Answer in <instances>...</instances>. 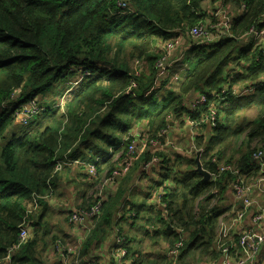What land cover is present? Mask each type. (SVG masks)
<instances>
[{
	"label": "trees",
	"instance_id": "1",
	"mask_svg": "<svg viewBox=\"0 0 264 264\" xmlns=\"http://www.w3.org/2000/svg\"><path fill=\"white\" fill-rule=\"evenodd\" d=\"M204 1L0 0V264H5L9 253V264H47L42 259L46 243L39 234L46 225L41 223L45 215L34 212L38 205H46V197L73 171L67 168L89 171L92 165L96 174L89 175L96 184L110 180L121 167L115 168L118 161L112 163L110 158L96 164L102 148H123L124 161L129 146L142 139L164 145L170 124L181 123L190 114L185 99L192 92L200 89L210 97V92L222 87L264 81V45L254 47L246 40L251 27H264V0H224L232 18L228 36L191 44L187 51L200 50L175 90L170 81H176L180 61L172 66V59L168 60L171 66L158 77L156 63L166 43L175 38L193 43L189 30L199 24L209 27L204 22ZM120 2L129 5L127 13L119 8ZM180 54L183 57L182 49ZM239 68L242 74L229 75ZM67 90L70 94L60 98L56 108L41 105L44 98ZM30 101L43 111L23 125L16 110ZM228 102V109L217 108L216 126L203 124L195 136L209 181L196 171L194 152L176 156L172 165L171 158L147 144L143 153L130 159H137V168L144 169L155 156L163 178L172 179L169 187L164 183L146 235L151 242L162 237L169 249L183 237L184 246L171 261L162 255L151 264L213 262L219 256L214 244L222 215L218 205L236 179L230 173L219 174V169L233 166L245 182L259 175L260 163L252 156L264 151V88ZM251 109L255 115L244 119L242 113ZM207 113V106H201L199 114ZM45 118L49 122L39 129V120ZM136 128L139 137L133 133ZM73 161L78 165H71ZM57 163L63 164L59 171ZM124 193L121 187L103 201L99 217L90 220L85 249L105 239L114 227V237L123 240L126 259L138 264L141 251L126 246L132 240L123 238L115 216ZM92 205L89 198L87 205L82 204L87 208L80 210ZM25 217L34 221V230L25 244L14 249Z\"/></svg>",
	"mask_w": 264,
	"mask_h": 264
},
{
	"label": "crops",
	"instance_id": "2",
	"mask_svg": "<svg viewBox=\"0 0 264 264\" xmlns=\"http://www.w3.org/2000/svg\"><path fill=\"white\" fill-rule=\"evenodd\" d=\"M206 2L208 3V1ZM213 10H214L213 7L210 10L208 9L207 11L204 8V13L206 12L208 15L205 20L206 23L211 22ZM217 32L218 31H214V33H217ZM191 44L192 43L190 42L186 43V45H184L182 48V53H185L190 48ZM186 46H189V47L186 50H184V47ZM174 56L175 54L173 55V57ZM175 59H172V66L175 64ZM243 67H246V65L244 64ZM240 72H242L241 68L233 69V71L229 72V75L233 76L237 73L242 74ZM68 84L69 83H67L66 85ZM58 88L60 90H63L61 85H58ZM201 92L202 91L199 89V90H196L195 92H192L190 95L186 97L185 101H186L187 108H189L192 101L195 100L196 97ZM58 97L59 96L50 95L44 98L42 100V104L41 103L40 104L43 107L45 106H50L51 108L55 107L58 105V100H57ZM228 107H229V102H227L224 109H228ZM184 118H183V122L181 123L175 122L173 124H170L172 127L168 131L167 136L162 141L163 143L168 144L166 145L165 149H166V154H168L167 157L171 158L170 159L171 161H173L176 156L181 155L182 149L176 147L177 145H180L179 144L180 142L184 144L181 146L184 148L183 152L186 155H191L192 152H194L196 155V153L199 152L196 150V147L194 144L195 143L194 141L196 138L195 136L197 135L198 130L191 128L185 122ZM48 122H49L48 118H45V120L40 121L41 124L39 126V129H44ZM138 136H141V135L139 134ZM119 146L121 147L122 144H120ZM177 148L180 149V151L176 150ZM116 149H119V150H116ZM122 149L123 148H113V149L109 147L102 148L100 152L98 153L99 155L100 154H103V155L101 157L96 158L97 159L96 164H101L103 161L110 158V162L112 163H115L118 161L117 162L118 164L115 168H118V167L120 168L121 163L123 162L122 161V154H123ZM138 165L139 164L137 163V159L131 162L130 163L131 167L129 166L130 168L128 167L129 169L127 168L128 170L126 169L127 171L125 170L122 173L121 178L118 179L119 185L116 184V187L118 185V188L113 189L111 185H109L105 190V201H106L107 199L115 196L118 189H120L121 187L124 188L125 190L124 197H122L121 199L119 210L117 211L115 216H116V219H118L117 223H119L118 224L119 226L118 225L117 226L121 228L123 231V235H124L123 238L126 240L127 239L134 240V242H140L142 240L141 236H138L137 233L144 231L147 234V232L149 231L150 225L148 224H149V220L152 218H149L143 215L146 212L154 213V210L159 205V201H158L159 194L160 193L162 194V189L164 187V182L158 185V182L160 181V174L162 173H160L158 170H153V169H152L153 171L152 170L146 171L143 168L138 169L137 168ZM67 169H72L73 171L69 173V176L65 175L63 179L60 181V183L56 185L55 190H53L54 192H52L50 196L46 197L45 199L46 205H43L42 207L38 205L37 210L34 212L35 215H36V212L38 214L43 213V215H45L41 223L43 225L44 223H46V225L44 226L43 231L40 232L39 234H40V237H42L46 243V246L44 248V255L47 260L46 263L47 264H62V258H63V256L60 253L54 252L53 249H51L52 242L48 244L49 242H48V238L46 235L47 233L51 232L52 233L51 237L58 236L59 239H62V241L66 242V243H63L65 246L74 248V254L70 258L71 264H75L74 261H77V264H90L92 262H96L98 264H114L113 258L111 255L112 246L114 243L113 241L114 239H116L114 237V227L112 228V230L110 228V231L108 232V235L106 236L105 239L101 241L95 240L93 245L89 249L86 250L85 246L87 243V238L90 235L88 233L91 232V224H92L91 221L87 220L83 224V226L77 227V228H74L73 226L68 224V217L70 216L72 212L87 208V207H82V204L85 203L87 205L89 203V198H92V196L87 197V192L86 194L85 193L81 194V193L83 192V190L87 189V187L90 188L92 185L94 186L96 182L94 181L95 179L90 178L89 172L86 169H77L75 167L67 168ZM123 181L125 183H123ZM71 184L75 185V188H73V185ZM251 198L259 202L260 205L264 207V195H257L256 193H253ZM141 204H144V205H141ZM218 208H219V211L222 212V215L227 214L229 216H232L231 213L235 210H240L242 206L234 202L232 193H230V191L227 190L224 195V199L220 202V204L218 205ZM255 211H256L255 208H251L248 214L245 216V218L240 223H238L235 227H232L231 231L234 229L241 230V229L251 228L252 227L251 218H252V214ZM155 217H156V213H155ZM225 221L227 223H231L230 217H226ZM33 223L34 221L30 222V226L32 225L31 231L34 230ZM150 229H151V226H150ZM131 230H135L134 235H130L129 232ZM146 234L142 237H144L145 240L148 239L149 241L150 239L149 235H146ZM84 237H86L85 240H84ZM159 238H162V237H159ZM126 246L131 247V245H128V243H126ZM168 248L169 247H167L165 243L163 245L162 255H164V252ZM134 251H137V250L134 249ZM217 254H219V252H217ZM171 259L172 258H169L168 260L171 261ZM156 260L155 261L149 260V264H151L152 262H156ZM196 264H221L220 254L213 262H209L205 260V261H202ZM253 264H264V245L259 251V254L257 255V258Z\"/></svg>",
	"mask_w": 264,
	"mask_h": 264
},
{
	"label": "built area",
	"instance_id": "3",
	"mask_svg": "<svg viewBox=\"0 0 264 264\" xmlns=\"http://www.w3.org/2000/svg\"><path fill=\"white\" fill-rule=\"evenodd\" d=\"M213 5L212 16L217 20L215 24H209L208 28L202 24L194 26L188 32V36L192 44L200 42H216L221 37L228 36V28L231 23V16L228 15L227 7H225L224 0H208ZM121 10L126 13L129 11L130 7L125 2L118 3ZM241 11H244V5L241 6ZM214 31H218L214 33ZM216 38V39H215ZM246 40L253 43L254 47L261 46L264 43V27H251L246 34ZM181 38H175L173 41H169L165 44L163 48V54L161 58L157 61L156 67L158 68V77L162 76L167 72L168 68L171 66L169 62V56L175 50H177L182 42ZM182 49V48H181ZM78 82L73 83L76 86ZM259 88H264V81L259 84H254L252 86L237 87L233 86L228 89V87H222L219 92H210V97L202 92L196 97L195 100L189 106L190 114L185 116V122L193 129L199 128L203 124H209L210 127H215L217 123L216 110L218 107L224 108L228 102L229 98H243L252 95ZM61 104V103H60ZM206 105L208 113L206 115L199 114V109L201 106ZM43 109L39 107L36 101H30L24 105H21L16 110V116L19 122L23 125L30 123ZM191 115H195L198 119H195ZM165 131L159 133V137H163ZM166 136V135H165ZM147 144H150L156 153L163 151L162 143L158 142H148L147 140H140L138 145H130L128 148L129 155L127 166L131 162V158L137 154L143 153L147 148ZM264 151L257 150V153L252 156L253 160L260 163L259 177L252 179L250 182H245V180L239 176V172L235 170L233 166L221 167L218 171L219 174L230 173L236 176V179L229 184V191L233 195L234 202L240 204L242 208L240 210H235L229 216L227 214L221 215L219 219V225L215 237V247L220 254L221 264H253L259 254V251L264 245V207L260 205L259 202L255 201L252 197L253 193L257 195H264ZM155 156L151 162H149L145 168L150 164L155 163ZM125 159V160H126ZM158 161V159L156 158ZM78 161H73L71 165H78ZM63 164L57 163L56 171L61 170ZM89 174L95 176L96 169L94 166L88 167ZM118 175L114 172L112 179L103 181L97 192L92 195L93 205L87 210H76L70 214L68 217V224L74 228L81 227L87 220H92L95 217H99L101 214V207L103 201L105 200V190L113 181L117 179ZM116 184V183H115ZM163 195V194H162ZM263 207V208H262ZM36 208V205L34 209ZM251 208H255L256 211L252 214L251 224L252 227L248 229H234L231 231L232 227H235L240 223L245 216L248 214ZM29 213V212H28ZM27 213V215H28ZM26 215V216H27ZM226 217H230L231 223L225 221ZM31 226L30 220H26L20 226V233L18 235V245L14 248L17 249L21 245L25 244L30 236ZM231 231V232H230ZM181 234V232H179ZM182 235V234H181ZM114 242V241H113ZM123 240L116 238L112 246L111 255L114 264H136L134 262L130 263L126 259V251L122 248ZM184 246V239L180 237L179 241L175 243L173 248L166 249L164 255L167 258H174L179 254V251ZM13 249V250H14ZM57 249H60L57 246ZM74 254V248L64 245L62 256L68 257L69 259ZM126 259V260H125ZM9 256L5 258L3 263L9 264ZM77 264V261H74ZM90 264H98L92 262Z\"/></svg>",
	"mask_w": 264,
	"mask_h": 264
},
{
	"label": "rangeland",
	"instance_id": "4",
	"mask_svg": "<svg viewBox=\"0 0 264 264\" xmlns=\"http://www.w3.org/2000/svg\"><path fill=\"white\" fill-rule=\"evenodd\" d=\"M208 1V0H207ZM203 5H204V8L206 9V11L209 9H211L212 7H213V5H212V3H209V1H208V3L206 2V1H204L203 2ZM205 14L207 15V13L205 12ZM208 16V15H207ZM207 16L205 17V19H204V22H205V20H206V18H207ZM211 16V15H210ZM213 20H215V17L214 16H212V20H211V22L210 23H206V25H209V24H211V23H213L212 21ZM195 44H198V45H203V44H205V43H212V42H200V43H196V42H194ZM184 45H186V41H184V42H182V44H181V46L171 55V56H169L170 58H169V60H171V59H175L176 57H177V59L175 60V61H180L179 62V66L177 67V69H176V72L178 73V76H177V79H176V81L175 80H173V81H170V84H171V86H172V88H173V90H175L176 89V86H177V84H178V82L180 81V79L183 77V75L187 72L186 70H188L189 68H190V66L192 65V63H193V60H194V58H195V56H196V53L200 50V47L198 48V47H196V48H194V49H196L197 50V48H198V50H197V52L196 51H186L185 53H184V55H183V57L181 56V54H180V49L181 48H183V46ZM194 46H197V45H194ZM189 46H186V47H184V50H186L187 48H188ZM175 54V56L173 57V55ZM182 58V59H181ZM139 66V64H136V63H134V67L135 66ZM171 77H173L174 78V76H171ZM170 77V78H171ZM77 86V85H76ZM75 86V87H76ZM170 86V85H169ZM165 89V88H164ZM164 89H162V90H164ZM67 93H69L70 94V90H67L63 95H61V94H59V97L57 98V100H58V102H59V100H61L60 98H62V100L67 96ZM60 95H61V97H60ZM56 107V106H55ZM242 115H243V117L244 118H248L249 119V116H254L255 115V110L254 109H252V110H247V111H245V112H243L242 113ZM39 121H42V120H39ZM40 124L41 123H39L38 124V126H40ZM43 124V123H42ZM36 127V126H35ZM39 128V127H38ZM136 131H134L133 133H136V134H138L139 133V130H138V128H136L135 129ZM139 135V134H138ZM137 135V137H139ZM180 145H177L176 147H178V148H180V149H182V151H181V156H187L184 152H183V150H184V148L181 146V145H184L182 142H180L179 143ZM166 145H168V144H164L163 145V149L166 147ZM257 146V145H256ZM176 149V150H178V151H180V149ZM155 149H159V148H155ZM158 153H162V154H164V155H168V154H166V151H164V152H158ZM155 158V163H153V164H150L147 168H144V170H146V171H151L152 169L153 170H158V169H160L159 167L157 168L156 166H157V164H158V161L156 160V158L157 157H154ZM127 162H128V159H126V160H124L122 163H121V168H120V170L121 171H115V173H116V176L118 175V173L119 172H124L129 166H130V164H128V166L126 165L127 164ZM173 162H174V160L172 161V165H173ZM131 163V162H130ZM132 166V165H131ZM130 166V167H131ZM129 167V168H130ZM128 168V169H129ZM127 169V170H128ZM126 170V171H127ZM152 170V171H153ZM164 174H166V173H164ZM171 177L173 178V176L171 175ZM104 180H101V182L100 183H98V184H96V185H92L90 188H88L87 187V189H85V190H83V192L81 193V194H83V193H85L86 194V192H87V197H90V196H92L95 192H97L98 191V189L100 188V186H103L101 183L103 182ZM171 181H172V179H171ZM170 179H165V178H163V176H162V174H160V181L158 182V185H160L162 182H164V183H167V186L169 187L170 186ZM71 185H73V184H71ZM111 187L113 188V189H117L118 188V185H117V187H116V184H115V182L113 181L111 184ZM167 186H166V188H167ZM116 187V188H115ZM73 188H75V185H73ZM107 188V187H106ZM52 192H54L53 190H52ZM52 192H50V195L52 194ZM94 200H92V202H93ZM143 216H146V217H149V218H153V217H155V212L154 213H149V212H146V213H144V215ZM142 221V220H141ZM134 232H135V230H131L129 233H130V235H134ZM19 233H20V227H19ZM88 234H90V232L88 233ZM146 234V232H144V231H142V232H139V233H137V235L138 236H141V241L140 242H134V240H132L131 241V243H128V245H131V248H133V249H135V250H137V251H141L140 252V258H139V261H138V264H145V262L146 261H155L157 258H159V257H161L162 256V253H163V245H164V243H166L167 244V242L165 241V239H163V238H157V240L156 241H153V242H151V240L149 239V241H148V239L147 240H145L144 239V237H142V236H144ZM19 235V234H18ZM51 235H52V233L50 232V233H47V238H48V240H49V242L51 243L52 242V247H51V249H53V251L54 252H59V250L57 249V246H58V248L60 249V254H62V252H63V249H64V244L63 243H66V242H64V241H62V239H59L58 238V236H56L55 237V243H54V241H52V238L53 237H51ZM87 237V236H86ZM86 237H84V240L86 239ZM138 239V238H137ZM148 242V243H147ZM50 243H48V244H50ZM137 243V244H136ZM50 249V250H51ZM13 249H11L10 251H12ZM41 252V251H40ZM7 256H9V259H10V253L7 255ZM42 259L46 262L47 260H46V257H45V255H44V249H43V251H42ZM5 260V259H4ZM3 260V261H4ZM62 264H71V260L68 258V257H64V258H62ZM171 264V263H170ZM181 264V263H180Z\"/></svg>",
	"mask_w": 264,
	"mask_h": 264
},
{
	"label": "water",
	"instance_id": "5",
	"mask_svg": "<svg viewBox=\"0 0 264 264\" xmlns=\"http://www.w3.org/2000/svg\"><path fill=\"white\" fill-rule=\"evenodd\" d=\"M196 171L203 177L204 181H209L210 180V175L202 169L201 163H200V152L196 153Z\"/></svg>",
	"mask_w": 264,
	"mask_h": 264
}]
</instances>
